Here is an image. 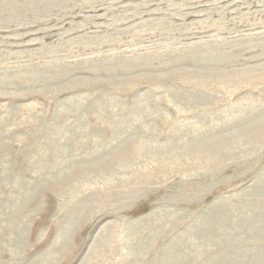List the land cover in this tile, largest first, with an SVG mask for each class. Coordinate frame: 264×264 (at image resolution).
<instances>
[{
	"label": "rangeland",
	"instance_id": "rangeland-1",
	"mask_svg": "<svg viewBox=\"0 0 264 264\" xmlns=\"http://www.w3.org/2000/svg\"><path fill=\"white\" fill-rule=\"evenodd\" d=\"M0 264H264V0H0Z\"/></svg>",
	"mask_w": 264,
	"mask_h": 264
}]
</instances>
